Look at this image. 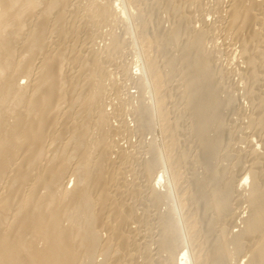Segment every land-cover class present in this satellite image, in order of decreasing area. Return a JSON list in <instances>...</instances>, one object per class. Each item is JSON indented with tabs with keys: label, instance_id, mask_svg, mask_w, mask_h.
I'll return each instance as SVG.
<instances>
[{
	"label": "bare ground",
	"instance_id": "obj_1",
	"mask_svg": "<svg viewBox=\"0 0 264 264\" xmlns=\"http://www.w3.org/2000/svg\"><path fill=\"white\" fill-rule=\"evenodd\" d=\"M219 2L221 3V6L222 3L225 4L224 9L226 12V17L224 16L225 19L223 18L224 20H221L223 22V30L227 34H232L236 39H234L236 41V43H234H238L240 56L242 57L243 63L246 67L245 70L247 75L245 77L246 79L250 78V80H253L255 78V74L257 75L259 73L256 70L257 66L262 67L264 70V66H262L263 64L257 65L256 63V61L258 59L260 60V58H262L264 55L262 54V51H264V0H219ZM220 3H218L217 6L220 5ZM69 4L70 0H0V264H86V262L88 264V262H95L94 257L97 254L99 255V257L101 256L103 258V261L99 262L98 264H133L132 262L134 260V253L132 252H135L136 248L138 247L135 245L136 239L134 240L136 233H134L133 230H130L131 227L129 228V230H125L127 222L134 219V208L132 209V206L128 207V204L126 206L125 203H123L124 200L126 201L127 199L124 195H129L128 193H126V190H128V185L126 184L127 187L124 186L125 182L123 171L124 169H126L124 168L125 164L122 161L125 158L124 152H122L123 150H118L120 152L117 153L116 157L112 159L111 154H113L114 157L112 147L104 139L106 128H112L111 124L107 126L109 120L107 121L108 118L106 117L109 113H106L105 105H103L105 102L101 104V100H104V98H102L101 96L105 95V93L102 94L105 89V83L103 84L104 81L101 77V68L103 66L100 64V62L103 61H101L99 57L98 58L100 62L97 60L95 52L94 54L92 53L93 49L90 48L91 45L88 46L85 44L88 42V40L87 42L85 41L86 39L84 40L85 43L83 42L84 45L82 44L81 47L85 46V48H89V50H87L89 51V53L86 51L88 54V58L86 57V59L84 57L85 59H80V55L77 54V57L75 56L76 54H72L74 53L73 51L76 50L75 47H77L75 46L78 41V39L76 38L78 34H80V32L84 30L83 24L85 23L87 17L89 18L91 24L92 22L97 23L99 21H102L107 16H112V12L114 11V9H118L117 6L119 5H117L116 8H113L112 5H108L109 7H102L103 5L101 7H98V4H92L94 6L91 5V7L88 6L89 8L87 7V9L85 10L86 13L84 12V15L86 17L83 14L80 16L86 18L85 20L83 19L84 22L82 20L83 23L81 25L77 24L75 20L77 16H73L74 20L71 17L72 21L70 22L69 19L70 23L67 22L68 15L73 14V9L70 10L71 7L69 9ZM173 9L175 10V8ZM122 10L123 8L120 9V13L122 16H124L125 11L123 10V12ZM176 10L178 11L179 9ZM77 14L78 13H76L75 15ZM175 14H172V17ZM131 15H133V13ZM184 17L186 18L185 23L187 24V26H189L191 17H189V22L187 21L188 16L186 14ZM181 18H183L182 15ZM178 21L174 22L172 20L173 23L171 22V25H169L170 29H168V35L170 36L169 40L174 41V43L177 42L176 40L179 38V35L177 36V33H181L179 32V30L180 27H183L181 25L184 24V22ZM184 26L186 27V25ZM184 30H187V28H185ZM200 30L197 31L201 32ZM198 32H195V35L191 33L192 36L190 37V39L188 37V43L186 42V45L183 44V46H186H184V50L186 48L188 49V47H190V49L188 51L187 49L185 50V52L187 51V53L184 52L185 56L182 62V70L185 75L183 78L182 87L184 88L183 99L187 102L186 104L187 107H189L188 109L191 110V113H193L191 114L193 115V122H191L193 124V134L199 140V147L201 150L200 152L203 159L202 161H205L207 157L209 158L211 155H213L212 149H215V146L219 140V138L217 137L218 134L217 136H215L218 138V140L215 137L208 138L207 134L211 132L210 130L212 128V131H214L213 133L211 132L212 136L215 132L221 131V129L216 130L215 127H221V118L224 115L221 116V118L218 116H220V114L222 115L223 113L220 112L222 107H225L226 103L232 104V102H230L231 100L228 98L229 96L227 98L223 97L222 99L221 97H219V95L223 91H219V87L221 85L218 83H222L220 82V80L223 78H218L222 75L218 76L217 73L220 74L221 72L216 73L218 76L217 78L220 79L219 81H216V74H214L213 76L214 70L212 69L213 66L211 67V62H209L210 58L209 61H206L208 60V55L207 52H204V50L202 49L203 37L205 35ZM168 35L166 37H168ZM157 36L159 35H154L153 38L155 37L156 40ZM227 36H225V38H228ZM89 37L90 35L87 39H89ZM145 38H143L144 41H146ZM80 40L81 39H79V42ZM115 40L117 41V45L116 43H110L111 49L117 48L116 46H121L118 43V39H113L114 42H116ZM160 40L162 41V38L159 39V41ZM166 40L167 38H165V40L163 39L164 42ZM161 41L159 44L163 42ZM73 42L75 43V45L73 44ZM151 42L153 43L154 41L151 40ZM156 43L158 42H155V45L158 46L159 44L157 45ZM162 44L160 45L161 47L159 46V49L161 48V50L163 51L164 48ZM164 45H166V43ZM181 47H179V50H181ZM83 48L84 47L77 49L83 50ZM90 49H92V51ZM67 52L71 53L68 58H66L65 54ZM84 55L86 56V54ZM142 58L144 59L143 56ZM146 58V61L144 60L145 62H143V65H141L142 75H150V78L152 76V82H150V78L148 79V82H150L149 84L152 83L151 88L155 93H153L152 91L150 92V90L149 92L153 93V95L150 96L154 97L157 91L160 92V90H158L159 86L161 88L160 84H162V80H164L165 78L163 79V76L157 74L158 72L156 70L158 69H156L155 67L156 63H153L156 60L152 61L153 59L151 60L148 57L147 60ZM259 63L260 62L258 61V64ZM261 70L262 69L260 68L259 71ZM84 71H86L85 75H83L85 73ZM168 75H170V73ZM258 77L260 78L259 75ZM213 78H215V80H213ZM23 79H25L26 81L25 85L19 83V81ZM255 79L257 81V77ZM148 82L146 81V84ZM241 82L242 81H240V83ZM246 82L248 81L246 80ZM256 83L257 82H255V84ZM222 87H225V84ZM222 89L224 88H221V90ZM250 89L252 91V88ZM218 91L221 93L219 95H216V92ZM226 91H228L227 88ZM158 94L155 95V97L158 96ZM225 94L226 93H224V95ZM161 96L157 97L156 99L154 98L155 102L154 100L151 102L152 105H154L155 103L151 116L147 115V117H145V112L147 113V111L149 110L144 109L147 108L144 105H140L142 106V108L140 106V108H137V110L139 109V111H137L139 112V114H142L145 110V112L143 113L145 114V116L142 115V117L138 114V121L137 119L135 120L136 123L138 122V125H136L137 127H139V122L141 123V130H148V127L152 128V126L155 127V124L153 125L154 121L152 122L153 119L151 120L153 113H160L163 114V116L164 114H167V111L166 113H164L163 111V109L165 108L161 109V103L162 101H164V98L162 99ZM255 100L257 101V99ZM251 103H253L252 100ZM164 106L165 105H163V107ZM227 106L229 107L230 104H228ZM150 107L152 106H149V108ZM260 111L262 110L260 109ZM157 115L155 114V116ZM155 116L153 117L155 118ZM218 118H220V122ZM159 120L157 121L159 122ZM259 123L261 124V120ZM158 124L162 126L161 123ZM175 124L177 125V123ZM252 124H250V126ZM142 126L145 128H143ZM90 130L95 132V135H91L90 132L92 131ZM154 130L152 129L153 132ZM158 130H160L159 133L162 131L163 133L161 134H164L165 130H162V128H159ZM217 133L221 134V132ZM171 134L170 137H173L171 136ZM154 146H152L153 149H151V152L157 153L156 150H154ZM253 146L255 147V145L252 144V147ZM162 149L161 153H157V155H162V153L164 152V149ZM257 151H259V148ZM182 154L184 155V152H181V155ZM261 154V157H258L261 160V166H259L258 171L254 170V168H256L254 167L256 164H252L253 167H249L246 173V177L250 182H248L249 186H247V195L244 191L245 197L247 196L246 200H244V202L246 201L245 204L247 205V216H245V218L240 221L242 222L241 224H243L241 232L239 231V233H237L234 229V231L238 235H235V237L233 236V238H230L231 241H228L229 239L227 240L223 235L224 230H221L223 234H218L219 236L217 238L215 237L216 240H213L214 242H216V247L215 249L213 248V250H209L211 252L213 251L212 254L208 253L209 259H207L208 257H206V260L205 258L202 260L198 250L197 254L196 251L194 254H191V249L189 248L190 251H188V248L184 246V244L182 245V243L184 242L182 240L183 242L180 241L182 242V248H187H185V250L187 251L183 252L181 245L178 243V237L180 238L183 236L181 234L182 230L180 231L182 227L179 226L180 229H178V219H176V221L171 219L172 217L167 219V222L169 223L170 219L171 221L173 220L175 222L173 225V221L170 224L167 223V225L169 224L170 226L168 225L166 227V231H164L165 229H162L163 234L162 237L159 238V241L161 240V243H165V246L167 247L166 252L168 254L173 253V251L175 252L174 249L176 248H181L182 252H180V255L177 259L175 258L176 264L177 261L179 262V264H228L231 260V256L238 253L242 248L243 243L241 242L243 239H247L250 242V245L248 243L249 247L247 246L249 249V258L247 259L245 264H264V153ZM152 155L154 154L150 155L152 157L151 160L153 159ZM157 155H154L155 161H151L150 164L146 163V166H144L146 171L145 173H149L147 174V176L152 173L151 171L154 170L153 168L160 165L159 163L161 161L159 162L155 158V156L158 158ZM254 155H257L256 152ZM165 156L164 158H162L166 160V157L168 156ZM212 157H210V159ZM184 158L185 157L180 158L181 162L182 159L184 161ZM158 159H160V157ZM165 160H163V162L170 164L171 166L169 165V167L173 168V163L171 164L170 161L169 163L167 160V162ZM177 161L179 160L177 159ZM157 162L159 165L155 166V163ZM252 162L254 163V161ZM165 163L163 164L164 167L165 165H167ZM167 168H165L164 170H166ZM172 170L166 171L167 173L173 172V175L169 174L170 177L167 175L169 177V181L166 187H169V189L167 188V190L169 191H174L172 188H175L174 184L175 181H177L178 177L177 174L176 176L174 174L175 170ZM213 171L214 170L209 173L210 177H208V179L210 178V180L208 181L209 184L207 185V188L204 190V186H200V189H202H199V191L204 190L201 193L198 191L200 198L197 197L196 194V196H194V199L192 200H194L195 203L196 200L200 199L201 201L203 198V202L205 201L204 203L207 204L205 205H209V208L212 207V210H215L214 214L220 220V217L218 216L222 214L221 209L225 208L224 205L227 206V201H230L231 198L230 200H227V198H229V194H227L228 192L226 188L219 187L220 184L217 185L219 180L221 179L220 175H217V172L214 173ZM161 173L163 172H160V174ZM246 177H242L240 185L244 182ZM147 179L149 182V178ZM163 179L165 181L167 180L162 176V174L160 176L158 174L155 177L154 181L159 184L163 183ZM83 182H85V184L87 183L88 185L86 184L87 186H83ZM201 182H199V185ZM163 185L165 186V184ZM124 187L127 189H125ZM197 187L199 188V186L196 185L195 188ZM224 187H226V185ZM133 188L135 189V187ZM198 188L196 190H198ZM153 189H151V191ZM131 190L132 188L129 191ZM157 192L153 191L154 194L152 193V197L156 199V201L159 200L160 197H164L166 194L165 192L164 194H162V196H160L161 194H157ZM168 194L171 193L168 192ZM123 196L126 199L123 200ZM177 197L178 196H176V198ZM195 197L198 199H196ZM175 207L173 208L174 210ZM204 208L205 207H203V211L209 212L208 208L207 210L206 208ZM238 209L239 208H237V210ZM208 212H206L205 215ZM200 214L202 213L200 212ZM202 216L203 219L204 214ZM214 217L212 218V220L216 221ZM183 219L184 217L182 218V220ZM162 222L164 223V226H166V220L165 222L164 220ZM240 222H238L239 225H241ZM176 225L177 229H175L180 231V234L173 228L174 226L176 227ZM164 226H162V228ZM211 226L210 231L212 230ZM208 229L209 227L205 231H209ZM169 231H174V236L176 235L175 239L177 241H171V238H173V236H169L171 234ZM167 232H169L170 234ZM184 232L182 233L184 234ZM241 236H245L246 238L243 237V239L241 240ZM177 243L179 244V247H177ZM206 243L208 242L206 241ZM228 245L232 246L233 251L231 249L229 250V248L231 247H229ZM228 250L232 252L230 253ZM174 254L175 253L171 255Z\"/></svg>",
	"mask_w": 264,
	"mask_h": 264
},
{
	"label": "rangeland",
	"instance_id": "obj_2",
	"mask_svg": "<svg viewBox=\"0 0 264 264\" xmlns=\"http://www.w3.org/2000/svg\"><path fill=\"white\" fill-rule=\"evenodd\" d=\"M147 2H148V4H147ZM217 2L220 3L219 0H199V1L198 0H195V1L194 0H145V2H144V0H137V1L136 0H130V1L129 0H126V1L125 0L124 1L123 0H72V1L70 0L69 9H70V7H71L70 10L73 9L72 10L73 14L68 15L67 22L70 23L72 21V19L74 20L73 16H75V17L77 16L75 20H76L77 24H81V25L86 18L80 17V16L82 14L84 15L86 13L85 10L87 9L88 6L91 7L92 4H94V5L98 4L97 5L98 7H101L102 5H103L102 7L112 5L113 8L114 7L116 8V6L119 5V6H117L118 9H114V11L115 10L116 11L115 12L113 11L114 13L112 12V14H113L112 16H110V17L107 16L106 17L107 19L104 18L103 20L101 18L102 21H99L97 23L92 22V24H91L89 18L87 17V19L85 20V23L83 24L84 30L81 31L80 34H78V36L76 38V39H78V41L76 40L77 43L75 41L76 45L73 42V44L77 47H75L76 50H74L73 51L74 53H72V54H74V55L76 54L75 56H77V57H78V55H80V57H81L80 59H82L84 57L88 58L87 52L89 53V51H87V50H89V48L87 49V48H85V46H82V47H84L83 50L77 49V48H82L81 45L83 44L84 40L86 39L85 41L87 42V40H88V42L87 43L84 42V43L88 46L91 45L90 48L93 49V52H92L93 54L95 52V56L97 57V60L99 62H100V60L103 61V62H100V64L103 66L101 68V70H102V76L101 77L103 78V81H104L103 84L105 83V85H104L105 89H104V92L102 94L105 93V95H102L101 97L104 98L105 101L101 98L102 99L101 104H103L105 102L103 105H105L106 113H109V114H107L108 116L106 118H108L107 121L108 120L110 121V122L108 121L109 124L107 123V126L111 124V128H112V129L106 128L104 139L112 147V151L114 153V157H113V154H111L112 159L115 158L117 153H119L121 150H123L122 152H124V156H125L124 160H122V161L125 164V165L123 164L124 168H126L127 170L124 169L125 172L123 171V173L125 175L123 174V177H124V182H125L124 186L127 187V185H128V187H127L128 190H126V193H128L129 195L127 196V194L124 193L126 195H124V194L123 195L126 196L127 199L124 196L122 198H123V200L126 199L127 203L125 200L123 202V203H125L126 206L128 204V207L132 206V209L134 208L133 209L134 219L127 222V224L125 226V230L126 229L129 230V228L131 227L130 230L131 231L133 230L134 233H136L135 235L137 237L135 236L134 240L136 239L135 245L138 246L137 248L135 247L137 252L136 251H135L136 253L132 252V253H134V257H133L134 260L132 262L133 264H137V263L138 264H163V263L164 264H169V263L174 264V261L180 255V252H182V250H183V252L187 251V250L190 251L189 248L191 249V252H190L191 254H194L195 251L197 254V252L199 251V254H200V257L202 258V260L204 258L206 260V257H208L207 259H209L208 253L212 254V252H213V251L211 252L209 250L210 249L213 250V248L215 249V247H216V244H215L216 242H214L213 240H216V238L220 234L224 233L223 235L225 236V238L227 240L229 239L228 241H231L230 238H233V236L235 237V235L237 236L238 235L237 233H239V231L241 232L243 224H241L242 222H240V221L243 218H245V216H247V205L245 204L246 201L244 202V200H246L247 196L245 197L244 191L247 195V191H248L247 186H249L248 182H250V181L247 179L246 173H247L249 167L250 168L253 167L252 164H256L254 167H256L257 170H256V168H254V170L258 171L259 166H261V160L258 157H261V155H262L261 153H264V139H263L264 138V110H263L264 109V70L262 67L259 66L262 69L261 70L262 72L259 71L260 68L257 66L256 70H257V72H259L257 75L255 74V78L257 77V81L255 78H254L255 80L254 79L250 80V78H248V77H247L248 79H246V77H245L247 75L246 70H245L246 67H245V64L243 63L242 57L240 56L238 43L235 44L236 39L233 37V35L227 34L223 30V27H222L223 26L222 21L225 19L224 16L226 15V12L224 9L225 4L222 3V6H221V3H220V5L217 6V4H218ZM72 3H73V5H72ZM94 5H92V6H94ZM175 5H176V7H175ZM170 6H171V8L172 7L175 8V10L173 8L171 9ZM221 7L223 8V10ZM121 8H123V10L125 11L124 12L122 10L124 12V16H122L120 13ZM137 8H138V10H137ZM217 8H219V9H217ZM176 9H179V10L177 11ZM75 12L78 14L75 15L76 14ZM126 12L128 13V15ZM131 12L133 13V15H131L132 14ZM172 12H175L176 14L172 13ZM172 14H175V15H173V17H172ZM185 14L188 16L187 17L188 22L190 20L189 17H191V20L189 22V26H187V24L185 23L186 22L185 21L186 18L184 17ZM200 14H201V16H200ZM125 15H127V16H125ZM181 15L185 19L181 18ZM71 17H72V19H71ZM179 17H180V19H179ZM69 19H70V22H69ZM177 19L180 22H184V24L180 23V24H183V25H181L183 27H180L179 32H181V33H177V36L179 35V38L176 40L177 42H175L177 44H175L174 41L169 40L170 36L168 35V33H169L168 29H170L169 25H171L172 20L174 22L175 21L177 22L178 21ZM82 20H83V22H82ZM79 22H81V23H79ZM184 25H186V27ZM185 28H187V30H184ZM188 28H189V30H188ZM200 29H202V30H200ZM152 30H154V31H152ZM197 30L198 31L200 30L201 32H198ZM191 31H193V32H191ZM195 32L196 33L197 32L202 33L203 35H205L204 36L205 38L203 37V44H202L203 48L202 49L204 50V52H207V55H208L207 59L208 60H206V61H209V58H210L209 62H211V64H212L211 67L213 66L212 69L214 70L213 76L217 72H221L220 74L217 73L218 76L222 75V76L218 77L216 74L215 78L217 79L216 81L220 80L218 78H221V77L223 78L220 80V82H222V83H218L221 85L219 87L220 89L219 88L218 89H219V91H221V92L223 91L226 94L224 95L223 92L221 93L218 91L219 93L216 92V95L217 94L219 95L221 93L220 94L221 96L219 95V97H221V99L223 97L227 98L229 96L228 98L231 100L230 102H232V104L228 103V104H230L229 107L227 106L228 104L225 102L226 103L225 107L223 106L224 109L222 107V109L220 111L223 113H222V115L220 114V116H218L221 118V116L224 115L221 118V125H220L221 127L220 128H219V126L217 128L215 127L216 130L221 129V131H217V132H221L222 136L220 133H217V132H215L214 133L215 135L213 134V136H212V133L214 132V131H212L213 128L210 130L212 133L210 132L207 134L208 138H211V137L213 138V137L217 136V134H218L217 137L219 138V140L217 137H215L218 140V142L215 146V149H212L213 155H211L210 157H212V156L213 157L211 159H210V157L209 158L207 157L206 159H208V160L205 159V161H202L203 159H202L201 152H200L201 150L199 147V140L193 134V130H192L193 124L191 123V122H193V115H191L193 113H191V110L188 109L189 107H187V104H186L187 102L183 99L184 88L182 87L183 86L182 85L183 78L185 75V73L182 70L183 69V63L182 62L184 60V56H185L184 54L187 53V51L190 49V47H188V49L186 48L187 49L186 52H185L186 49L184 50V48L186 47L185 45L188 43L190 37L192 36L191 33H193V35H195ZM145 33H146V35H145ZM183 33H184V35H183ZM185 33H186V36H185ZM147 34H148V36H147ZM166 34L168 35V37H166L167 36ZM87 35L88 36L90 35V37H89L90 42H89V39H87L88 38ZM154 35H159L156 37L157 38L156 40H155V37L153 38ZM227 35H230V36H227ZM113 36L118 39V43L121 45L119 47L116 46L117 48H113L114 50L111 49L110 43H116V45H117V41L116 40H115L116 42L113 41V39H115ZM225 36H227L228 38H225ZM109 37H110V39H109ZM158 37H159V39L162 38V41H163V39L165 40V38H167V40L172 42V43L168 42L167 40L165 42L164 41L162 42L160 40L163 43V44L162 43L161 44L164 48V49L162 48L163 49V51H162L161 48L159 49V46L161 44H159L160 41H159ZM188 37H189V39H188ZM143 38H145L146 41H144ZM148 38H150L154 42L152 43L151 40ZM79 39H81L80 42H79ZM107 41H109V42H107ZM110 41H113V42H110ZM148 41L151 44H149ZM204 41H205V43H204ZM155 42H158L156 44L157 45L159 44V45L156 46ZM165 43H166V45H164ZM180 43L182 44V47H181ZM183 44H185L184 45L185 47L183 46ZM179 47H181V50H179ZM182 48L184 51L182 50ZM92 49H90V50L92 51ZM203 50H201V51H203ZM262 52L261 53L264 54V51H262ZM65 54H66V58H68V56L71 53L67 52ZM84 54H86V56ZM152 54H153V57H152ZM149 55H151V56H149ZM105 56H106V58H105ZM142 56L144 57V59L142 58ZM98 57L100 58V60ZM146 57L147 58L149 57L151 60L153 59L152 61L156 60L153 63H156L155 67H156V69H158V70H156L158 72L157 74L163 76V79L165 78L164 80H162V84H160L161 88L159 86L158 90H160V92L157 91V93L155 94V95H157L159 93L158 96H156V97H155V95H154V97L150 96V95H153V93H155L153 91V89L151 88L152 83L149 84L150 82H152V76L150 78V75H142V70H141L142 66L141 65H143V62L146 61L145 60ZM89 58H91V57H89ZM137 59L141 62V64ZM258 61L261 64L260 63L258 64ZM256 63H257V65L263 64L262 66H264V55L262 58H260V60L258 59L256 61ZM241 67H242V69H241ZM76 70H77V68H76ZM138 70H140V71H138ZM84 72H83L84 73L83 75L86 74V71H84ZM257 72H255V73H257ZM169 73H170V75H168ZM258 75L260 76V78L258 77ZM144 77L145 78L147 77V78L145 79ZM149 78L151 79L150 82H148ZM215 78H213V80H215ZM243 79H245V80H243ZM145 80L148 82L147 83L148 85L146 84ZM246 80L248 82H246ZM240 81H242L243 83L242 82L240 83ZM25 82H26L25 79L19 81V83H21L23 85L26 84ZM138 82L140 83V86H139ZM255 82H257V83L255 84ZM215 83H217V82H215ZM250 83H253V84H250ZM224 84H225V87H222V86H224ZM239 84H241V85H239ZM115 88H117V89H115ZM221 88H224V89L221 90ZM226 88L228 91H226ZM250 88H252V91ZM149 90H150V92L152 91L153 93H150ZM252 94H253V96H252ZM222 95H224V96H222ZM160 96L162 99L164 98V101H165V102L162 101V103L163 102L164 103L163 104L161 103V109L165 108V109H163V111H164V113H166V111H167V114H164V116H163V114H160V113H153L151 120L153 119L152 122L154 121L153 125L155 124V127H153V126H152V128L150 127L151 130L148 127V130L152 131V129L154 130V128H155L154 132L153 131L149 132L147 129L141 130L140 129L141 123L139 122V127H137L136 125H138L137 124L138 122L137 123L135 122L136 119L138 121V117H139L138 116L139 112H137V111H139V109L137 110V108H140V107L142 108V106H140V105H144L145 107H147L144 109L149 110V111H147L148 114L144 110L146 116H145V114H143L144 112L142 114L140 113L139 115L140 116L144 115L145 117H147V115L151 116L153 108H154L153 106L155 105V103H154V105H152L151 102L154 100V98L156 99L157 97H160ZM246 96H248V97H246ZM258 98H260V99H258ZM255 99H257V101ZM251 100L253 103H251ZM154 102H155V100H154ZM257 104H259V105H257ZM106 105H108V106H106ZM163 105H165V106L163 107ZM149 106H152V107L149 108ZM260 106H262V107H260ZM225 108H226L227 112H226ZM256 108H257V110H256ZM260 109L262 111H260ZM222 110H224V111H222ZM140 111H141V109H140ZM155 114L156 115L158 114V115L155 116ZM165 115H166V118H165ZM262 115H263V117H262ZM153 116H155V118ZM258 116H259V118H258ZM260 116H261V118H260ZM160 117L162 118V120ZM159 118H160V120H159ZM220 118H218L219 122H220ZM155 119H156V121H155ZM163 119L165 120V122ZM258 119H259V122L261 120V124L258 122ZM157 120H159V122ZM157 122L161 123L162 126L160 124H158ZM252 122H253V124H252ZM165 123H167V124H165ZM175 123H177V125ZM164 124L166 126L168 125L167 126L168 128ZM250 124H252V125L250 126ZM222 125H223V127H222ZM143 128H145V127H143ZM159 128L160 129L162 128V130L166 129L164 131L165 135L161 134V133H163L162 131L159 133V131H160V130H158ZM167 130H169L170 133ZM90 131H92V130H90ZM157 131L162 136H160L157 133ZM167 132H168V134H167ZM171 132H172V134H171ZM90 133H91V135H95V132H93V131ZM170 134L173 137H170ZM220 136H221V138H220ZM151 142H153V143H151ZM252 144L255 145V147L253 146L254 148L252 147ZM159 145H161V146H159ZM152 146H154V148H155L154 150H156L157 153H161V149L163 148L164 152L162 151L163 152L162 155L161 154L157 155V153H155V152L152 153L151 152V149H153ZM156 146H157L158 150L156 149ZM258 148H259V151H257ZM118 150H120V151H118ZM251 151H253L254 154L256 152L257 155H254L253 152H251ZM181 152L182 153L184 152L185 156L183 154L181 155ZM125 153H126V155H125ZM151 154H154V155L156 154L158 156V158L160 157L161 160L155 156L157 161H159V162L161 161L162 163L160 162L159 163L160 165L158 164V162L155 163V166L156 165L157 166L159 165V166L155 167L156 170H155V168H153L154 170L151 171L153 174L150 172L151 174L147 176V174H149V173H147V174L145 173L146 171H145L144 166H146L145 165L146 163L150 164L151 161L154 160V155H152L153 159L151 160V158H152L150 156ZM165 155L168 156L170 159L168 157H166ZM179 155H181V156H179ZM164 156L166 157V160L168 162L170 161L171 164L173 163L172 164L173 168L169 167L170 164L163 162V160H165V159H163ZM149 157H150V159H149ZM181 157L182 158L185 157L184 161L182 159V162L180 159ZM176 158L179 161H177ZM252 161H254V163ZM256 162H258V163H256ZM164 163L167 164V165H165V167L163 165ZM167 167H169L170 169ZM165 168H167L169 170H167V169L164 170ZM172 169L175 170L174 174H175V176L177 174L178 177H177V181H175V184H174L175 188H172L174 191H171V190L169 191V190H167V188L169 189V187L168 186L166 187V185H168L167 184L169 181L168 179H169L170 175H173V172L167 173L166 171H171ZM212 170H214L213 171L214 173L217 172V175H220L221 179L219 180L217 185L220 184L219 187L226 188V190L228 192L227 194H229L228 195L229 198H227V200L228 199L230 200V198H231L230 201H227V206L224 205L225 208H222V206H221V208H222L221 213L223 215L221 214L218 216V217H220V220L214 214L215 210H212V207H210L211 208L210 209L209 205L206 206L207 204L204 203L205 201L203 202V198L201 200L202 202L200 201V199L196 200L195 201L196 204L194 203V200H192V199H194V196H196V194H197V197L200 198V196L198 194L200 186L201 187L204 186L203 187L204 190L207 188V185L209 184L208 181L210 180V178L208 179V177H210L209 173H211ZM159 171L164 173V174L163 173H161V174L164 178L167 179L166 180L167 182L164 179L163 180L165 182L163 181V183H159V184H157L154 181L155 177L158 174H159V176L161 175ZM242 177L243 178L246 177V179L240 185ZM147 178H149V182H148ZM150 180H151V182H150ZM200 180L201 181L203 180V181L201 182ZM199 182H201L202 184L200 183V185H199ZM228 182H229V184H228ZM195 183H197V184H195ZM86 184H85V182H83V186H85ZM129 184L131 185V187ZM155 184H156V186H155ZM163 184H165V186ZM205 184H206V186H205ZM224 184L226 185V187H224L225 186ZM196 185L199 186V188L197 187L198 190H196L197 188H195ZM227 185H228V187H227ZM239 185H240V187H239ZM132 186L135 187V189ZM152 186H153V188L154 187L155 188L153 189ZM127 188H125V189H127ZM131 188H132V190L134 189L136 192L134 190H133V192H132V190L129 191ZM227 188L228 189L230 188L229 191ZM151 189H153V190L151 191ZM242 189H244V190H242ZM230 190H231V192H230ZM153 191H156V192L158 191L159 193L157 192V194H161L160 196H162V194H164L166 192V194H165L166 197L165 196L160 197V199L156 201V199H154L152 197ZM203 191H199V192L201 193ZM168 192H170L171 194H168ZM172 192L173 193L175 192V193L173 194ZM195 192H197V193H195ZM133 193L135 196L133 195ZM239 193H240V195H239ZM171 196L172 197L174 196L173 199H175V200H173ZM176 196H178V197L176 198ZM170 197H171V199H170ZM243 197H244V199H243ZM196 199H198V198H196ZM129 204H131V205H129ZM173 204H175V205H173ZM174 207H175V210L173 209ZM203 207H205L206 210L208 208L209 212L203 211ZM237 208H239V209L241 208V209L237 210ZM171 210H174V211H171ZM176 210H177V212H176ZM178 211H180V212H178ZM223 211H224V213H223ZM200 212L202 214H200ZM206 212H208V213L205 215ZM177 213H179V214H177ZM199 214L201 215V217ZM203 214H204V218L202 219ZM176 215L177 216L179 215L178 218ZM183 217L185 220L184 219L182 220ZM213 217H214V219H216V221L212 220ZM169 218H171L175 221H176V219H178V221H177L178 229H180L179 226H181L183 228V229L182 228L180 229V231L182 230L181 234L183 236L179 238L177 235V237L179 239L178 243L181 245V243L184 241L182 243V245L184 244V246H186L188 248V249L186 247L182 248L183 246L181 245V248H182V250H181V248L179 247V244L177 243L178 244L177 247H179V248L174 249L175 250V252L173 251V253H175L174 255H171L173 253L168 254L166 252L167 247L165 246V243L163 244V243H161V240L159 241V238L162 237V234H163L162 229H165L164 231H166V227L170 223H172V221H173V220L171 221V219H170L169 220L170 223L167 222L168 221L167 219H169ZM136 219H138V220H136ZM163 220H164V222L166 220V223H165L166 226H164V223L162 222ZM217 220H219V221H217ZM175 221H173L172 225L174 224ZM211 221L212 222L214 221L215 223L214 222L212 223ZM182 222H184V223H182ZM238 222H240L241 225H239ZM167 223H169V224L167 225ZM191 224L192 225L194 224L193 227ZM209 224H210V226L212 224V226H211L212 230L211 231H210ZM162 226H164V227L162 228ZM207 226L209 227L208 230L211 233L209 231H205L208 228ZM173 228L177 229V225H176V227L174 226ZM234 229L237 233L234 231ZM221 230H224V232L222 233ZM170 231H171V228H170ZM176 231H178V230H176ZM180 231H178V233ZM169 232H167V233H169ZM182 232H184V234ZM170 233L173 235H171ZM170 233H169L170 235L169 234L168 235L170 237L173 236V238H174V239L171 238L172 239L171 241H175L176 235L174 236V234H175L174 231H172ZM192 233L193 234L195 233V234L193 235ZM208 233H209V235H208ZM230 233H231V235H230ZM104 234H105V232H104ZM227 235H229V236H227ZM195 236H196V238H195ZM183 237L185 240L186 239L187 240L189 239V240L188 241L186 240L187 241L186 242L183 239ZM186 237H188V238H186ZM243 237L246 238L245 236H241L240 237L241 240L243 239ZM180 241H182V242H180ZM206 241L208 243H206ZM191 242H192V245H191ZM241 243H243L242 248L239 250L238 253L231 256L230 261L232 263L229 261L228 264H234V263L235 264H241L242 262H243L242 264H245V262L249 258V254H248V250H249L248 247L250 245L249 240L243 239ZM248 243H249V245H248ZM228 246L231 247V248L228 247L229 250L230 249L232 250V246H230V245H228ZM185 248L187 250H185ZM195 248H197V249H195ZM232 251H229V252L231 253ZM245 252H247V253H245ZM188 254H189V252H188ZM211 254H210V256H211ZM94 259H95L94 260L95 262H93L94 264L95 263L98 264L99 262L103 261L102 260L103 258L101 256L99 257L98 254L95 255ZM146 260H147V262H146ZM172 260H174V261H172ZM93 263L88 262V264H93ZM83 264H85V263H83ZM86 264H87V262H86ZM175 264H176V261H175ZM177 264H179L178 261H177ZM180 264H182V263H180Z\"/></svg>",
	"mask_w": 264,
	"mask_h": 264
}]
</instances>
